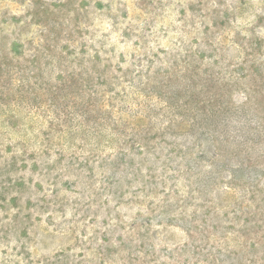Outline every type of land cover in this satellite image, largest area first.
Returning a JSON list of instances; mask_svg holds the SVG:
<instances>
[{
	"label": "rangeland",
	"instance_id": "obj_1",
	"mask_svg": "<svg viewBox=\"0 0 264 264\" xmlns=\"http://www.w3.org/2000/svg\"><path fill=\"white\" fill-rule=\"evenodd\" d=\"M0 264H264V0H0Z\"/></svg>",
	"mask_w": 264,
	"mask_h": 264
}]
</instances>
